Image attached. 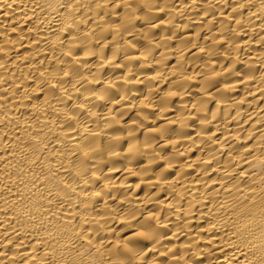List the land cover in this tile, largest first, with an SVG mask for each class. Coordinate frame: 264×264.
Listing matches in <instances>:
<instances>
[{
  "label": "bare ground",
  "instance_id": "bare-ground-1",
  "mask_svg": "<svg viewBox=\"0 0 264 264\" xmlns=\"http://www.w3.org/2000/svg\"><path fill=\"white\" fill-rule=\"evenodd\" d=\"M0 264H264V0H0Z\"/></svg>",
  "mask_w": 264,
  "mask_h": 264
}]
</instances>
